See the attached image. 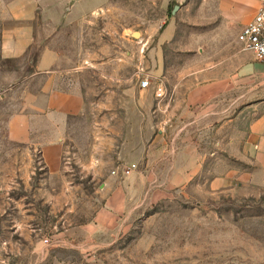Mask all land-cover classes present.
<instances>
[{"label": "rangeland", "instance_id": "374dc122", "mask_svg": "<svg viewBox=\"0 0 264 264\" xmlns=\"http://www.w3.org/2000/svg\"><path fill=\"white\" fill-rule=\"evenodd\" d=\"M21 2L0 0V264H264V188L240 179L219 188L203 175L169 195L126 193L117 224H96L132 165L117 159L119 113L110 130L98 127L104 107L135 101L143 76L176 99L202 72H236L248 54L238 34L264 0H107L83 24L41 33L24 58L4 60V30ZM39 40L86 101L61 134L58 172L38 144L52 129L37 128L31 143L10 137L24 98L45 82L34 76Z\"/></svg>", "mask_w": 264, "mask_h": 264}, {"label": "crops", "instance_id": "0c3cea01", "mask_svg": "<svg viewBox=\"0 0 264 264\" xmlns=\"http://www.w3.org/2000/svg\"><path fill=\"white\" fill-rule=\"evenodd\" d=\"M21 1L4 30V60L24 58L41 33L83 24L107 0ZM39 43L34 76L45 82L38 93L24 98L22 112L10 123V137L31 143L37 128L52 129L51 138L38 144L45 146L49 170L58 172L61 134L70 117L85 115L86 101L79 88L66 86L58 52L46 40ZM242 61L233 73L218 72L217 67L200 73L198 82L176 99L157 100L154 91L141 90L132 103L104 107L98 127L110 130L116 117L112 114L119 113L124 131L117 159L139 169L125 177L124 185L112 188L106 209L96 219L99 228L117 224L128 205L126 193L147 187L169 195L188 190L204 175L213 177L211 184L219 188L234 179L264 188V65L250 52Z\"/></svg>", "mask_w": 264, "mask_h": 264}, {"label": "built area", "instance_id": "2783aa9c", "mask_svg": "<svg viewBox=\"0 0 264 264\" xmlns=\"http://www.w3.org/2000/svg\"><path fill=\"white\" fill-rule=\"evenodd\" d=\"M238 41L244 51L252 53L256 61L264 65V3L257 10L253 18L242 28L238 35ZM140 88L142 90L151 89L152 83L150 78L143 76ZM153 91L155 99L163 100L166 98V91L162 84H156ZM136 167L135 164H132L125 172L126 175L131 174L132 170L136 169Z\"/></svg>", "mask_w": 264, "mask_h": 264}, {"label": "water", "instance_id": "95a60500", "mask_svg": "<svg viewBox=\"0 0 264 264\" xmlns=\"http://www.w3.org/2000/svg\"><path fill=\"white\" fill-rule=\"evenodd\" d=\"M178 9V7H175L174 10H173V14L175 13V11Z\"/></svg>", "mask_w": 264, "mask_h": 264}]
</instances>
